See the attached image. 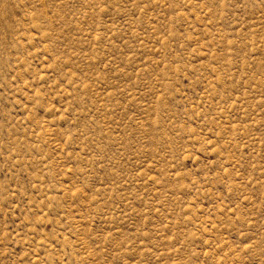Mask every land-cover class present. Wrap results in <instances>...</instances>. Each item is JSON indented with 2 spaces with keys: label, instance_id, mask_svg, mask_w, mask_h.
Returning a JSON list of instances; mask_svg holds the SVG:
<instances>
[{
  "label": "rangeland",
  "instance_id": "rangeland-1",
  "mask_svg": "<svg viewBox=\"0 0 264 264\" xmlns=\"http://www.w3.org/2000/svg\"><path fill=\"white\" fill-rule=\"evenodd\" d=\"M0 264H264V0H0Z\"/></svg>",
  "mask_w": 264,
  "mask_h": 264
}]
</instances>
